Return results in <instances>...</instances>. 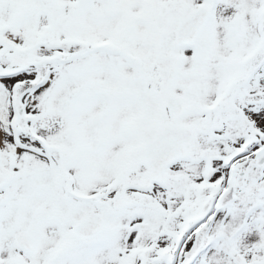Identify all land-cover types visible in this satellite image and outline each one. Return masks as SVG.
I'll list each match as a JSON object with an SVG mask.
<instances>
[{"label": "snow or ice", "instance_id": "1", "mask_svg": "<svg viewBox=\"0 0 264 264\" xmlns=\"http://www.w3.org/2000/svg\"><path fill=\"white\" fill-rule=\"evenodd\" d=\"M0 264H264V0H0Z\"/></svg>", "mask_w": 264, "mask_h": 264}]
</instances>
